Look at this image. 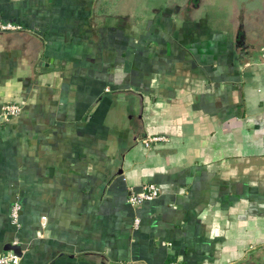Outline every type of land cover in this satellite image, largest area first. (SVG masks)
Instances as JSON below:
<instances>
[{"label": "crops", "instance_id": "crops-1", "mask_svg": "<svg viewBox=\"0 0 264 264\" xmlns=\"http://www.w3.org/2000/svg\"><path fill=\"white\" fill-rule=\"evenodd\" d=\"M156 1L0 0V253L264 264V0Z\"/></svg>", "mask_w": 264, "mask_h": 264}, {"label": "built area", "instance_id": "built-area-1", "mask_svg": "<svg viewBox=\"0 0 264 264\" xmlns=\"http://www.w3.org/2000/svg\"><path fill=\"white\" fill-rule=\"evenodd\" d=\"M18 27L11 22H4L0 20V30H14ZM263 62H264V53H263ZM22 111V108L17 103H7L3 106L0 113V122L8 121L12 117L18 116ZM164 137H151L145 140V144L149 146L151 142L158 141ZM160 195V187L153 182L143 183L138 190H131L129 194V201L133 205H138L146 200L156 198ZM22 205L19 202H15L11 210V218L13 223L16 225L20 224V212ZM43 221L46 220V216H43ZM136 224L139 223V219H136ZM22 257L20 254L14 251H8L5 253H0V264H21ZM177 264V263H173Z\"/></svg>", "mask_w": 264, "mask_h": 264}, {"label": "rangeland", "instance_id": "rangeland-1", "mask_svg": "<svg viewBox=\"0 0 264 264\" xmlns=\"http://www.w3.org/2000/svg\"><path fill=\"white\" fill-rule=\"evenodd\" d=\"M119 1H121V0H119ZM130 1V4H128V6H133L134 5V8H135V10L137 9V10H139V8L140 7H142V9H144L145 8V2L147 1V0H129ZM166 1H169V0H157L156 1V6H158V4H162L163 5V3H165ZM181 1L183 2V1H185V0H180V3H181ZM116 2V1H115ZM163 2V3H162ZM117 3H118V1H117ZM103 6V10L104 9H111L110 7H112L113 6V4H112V0H98V6ZM130 9L132 8V7H129ZM114 9V8H113ZM112 9V10H113ZM119 10H121L120 8H119ZM123 10H125V11H127V10H129V9H127V8H123ZM95 16H96V14H95ZM128 16H134V14H128ZM113 17H116V18H113ZM120 17V18H119ZM126 17V14H123V13H121V14H117V15H112V14H104V15H102V14H97V19H98V22L100 23V24H102V25H107V24H112V23H115L117 20H119V19H122V18H125ZM192 17V16H191ZM104 25V26H105ZM263 51H264V49H263Z\"/></svg>", "mask_w": 264, "mask_h": 264}]
</instances>
